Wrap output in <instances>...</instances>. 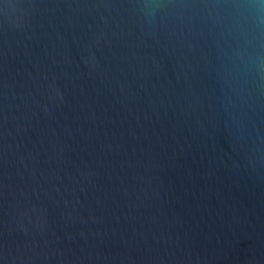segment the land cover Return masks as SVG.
<instances>
[{
    "label": "water",
    "instance_id": "water-1",
    "mask_svg": "<svg viewBox=\"0 0 264 264\" xmlns=\"http://www.w3.org/2000/svg\"><path fill=\"white\" fill-rule=\"evenodd\" d=\"M0 264H264V0H0Z\"/></svg>",
    "mask_w": 264,
    "mask_h": 264
}]
</instances>
